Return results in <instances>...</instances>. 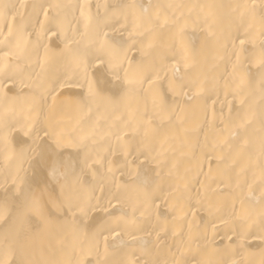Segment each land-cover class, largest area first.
Returning a JSON list of instances; mask_svg holds the SVG:
<instances>
[{"label":"bare ground","instance_id":"1","mask_svg":"<svg viewBox=\"0 0 264 264\" xmlns=\"http://www.w3.org/2000/svg\"><path fill=\"white\" fill-rule=\"evenodd\" d=\"M0 264H264V0H0Z\"/></svg>","mask_w":264,"mask_h":264}]
</instances>
